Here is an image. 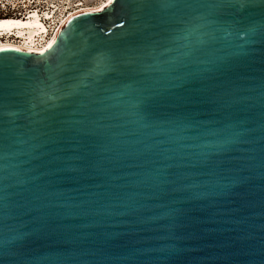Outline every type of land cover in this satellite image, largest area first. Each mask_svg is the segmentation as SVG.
Masks as SVG:
<instances>
[{
  "label": "water",
  "instance_id": "water-1",
  "mask_svg": "<svg viewBox=\"0 0 264 264\" xmlns=\"http://www.w3.org/2000/svg\"><path fill=\"white\" fill-rule=\"evenodd\" d=\"M0 264H264V0H111L1 46Z\"/></svg>",
  "mask_w": 264,
  "mask_h": 264
},
{
  "label": "built area",
  "instance_id": "built-area-1",
  "mask_svg": "<svg viewBox=\"0 0 264 264\" xmlns=\"http://www.w3.org/2000/svg\"><path fill=\"white\" fill-rule=\"evenodd\" d=\"M80 0H0V20L27 21L35 17L40 22L39 31L29 39L27 25L0 30V44L16 47H44L58 34L70 13L80 9ZM31 28H36L31 27ZM23 33L20 34L19 31Z\"/></svg>",
  "mask_w": 264,
  "mask_h": 264
},
{
  "label": "bare ground",
  "instance_id": "bare-ground-1",
  "mask_svg": "<svg viewBox=\"0 0 264 264\" xmlns=\"http://www.w3.org/2000/svg\"><path fill=\"white\" fill-rule=\"evenodd\" d=\"M111 2V0H103L100 4L98 5H94V6H80V9H77L76 11L72 12L69 14V16L64 20L61 28L67 23V21L74 15L80 13V12H84V11H96V10H101L102 8H104L105 6H107L109 3ZM39 24L40 22L38 21V19L35 17L34 19L31 20H27V21H22V20H0V30L1 29H9L12 28L14 26H17L18 28H21L24 25H27L29 28L27 30H25V32H28V37L29 39H33L34 35L36 32L39 31ZM36 28H31V27H35ZM20 34L23 33L22 30L19 31ZM57 36L54 35L50 41L44 46V47H22L23 49H27V50H31V51H36V52H41L44 51L45 49H47L54 41L55 37ZM3 45H11V44H0V47Z\"/></svg>",
  "mask_w": 264,
  "mask_h": 264
},
{
  "label": "rangeland",
  "instance_id": "rangeland-1",
  "mask_svg": "<svg viewBox=\"0 0 264 264\" xmlns=\"http://www.w3.org/2000/svg\"><path fill=\"white\" fill-rule=\"evenodd\" d=\"M102 1L103 0H80V6H94L100 4Z\"/></svg>",
  "mask_w": 264,
  "mask_h": 264
}]
</instances>
